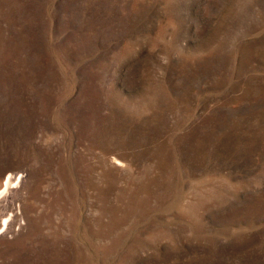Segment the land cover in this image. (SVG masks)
Returning <instances> with one entry per match:
<instances>
[{
	"label": "rangeland",
	"instance_id": "1",
	"mask_svg": "<svg viewBox=\"0 0 264 264\" xmlns=\"http://www.w3.org/2000/svg\"><path fill=\"white\" fill-rule=\"evenodd\" d=\"M7 172L0 264H264V0H0Z\"/></svg>",
	"mask_w": 264,
	"mask_h": 264
},
{
	"label": "bare ground",
	"instance_id": "2",
	"mask_svg": "<svg viewBox=\"0 0 264 264\" xmlns=\"http://www.w3.org/2000/svg\"><path fill=\"white\" fill-rule=\"evenodd\" d=\"M25 177L22 174L7 172L0 180V233L4 227L10 226L18 216L19 208L15 204V194L24 184Z\"/></svg>",
	"mask_w": 264,
	"mask_h": 264
}]
</instances>
